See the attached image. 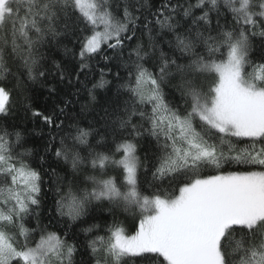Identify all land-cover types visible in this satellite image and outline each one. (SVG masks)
Instances as JSON below:
<instances>
[{
  "label": "snow or ice",
  "instance_id": "6c2138e0",
  "mask_svg": "<svg viewBox=\"0 0 264 264\" xmlns=\"http://www.w3.org/2000/svg\"><path fill=\"white\" fill-rule=\"evenodd\" d=\"M68 37L80 45L78 53L64 46L66 55L78 57L76 81L96 57L118 60L126 72L105 110L114 151L98 130L66 125L61 117H68L71 101L60 98L55 83L47 85L49 76L72 84L73 74L61 62L52 61L55 71L46 68L42 51ZM256 51L259 62L252 57ZM206 76L214 77L207 88ZM9 78L20 92L26 82L48 87L52 110L32 112L50 129L44 151L68 164L73 180L89 166L99 170L85 175L91 187L80 195L69 187L56 200L67 227L93 202L139 212L134 233L110 226L106 236L88 241L80 264H264V0H163L159 6L153 0H0L3 117L12 107ZM115 78L122 79L119 71ZM109 83L101 69L91 100ZM165 87L180 93L183 111L166 99ZM146 136L159 153L153 179L175 181L171 194L161 187L141 190L139 172L147 165L137 151ZM116 153H122L119 159ZM32 154L21 131L0 127V264H76L79 249L67 231L39 225L42 177L29 163ZM109 166L122 170L119 183L107 175ZM233 167L245 170H228ZM209 168L214 174H205ZM51 172L61 192L66 177ZM30 216L36 228L26 226Z\"/></svg>",
  "mask_w": 264,
  "mask_h": 264
},
{
  "label": "trees",
  "instance_id": "16d2710c",
  "mask_svg": "<svg viewBox=\"0 0 264 264\" xmlns=\"http://www.w3.org/2000/svg\"><path fill=\"white\" fill-rule=\"evenodd\" d=\"M163 0H153V4L159 6ZM183 2V0H181ZM194 2V0H193ZM214 15V14H213ZM221 23H224L222 20ZM83 27V25H81ZM87 33V30H86ZM85 33V34H86ZM134 46L135 41L131 42ZM259 48V41L254 42ZM72 49L74 52L78 53L80 45L71 37L62 38L60 44H53L49 47L42 49L46 54V68L49 71H55L52 65V61L61 62L63 65L67 66L69 72L72 75V84H68L67 80L64 84H60L58 80H54L51 76L47 78V85L55 83L60 91V98L66 97L71 101L67 105L66 111L69 114L67 118L61 117L65 120V124H75L81 128H93L98 130L100 134L106 135L108 137L107 149L114 151V144L112 142L111 130L105 125V110L110 109V105L116 98L117 89L124 83L126 79L125 70L119 66L118 60L104 61L100 57H96L90 61L91 68L85 69L83 73H80V80L76 81L74 73L79 70V60L73 58L72 54H65L64 46ZM164 50L167 52L168 48L165 46ZM106 54L111 56L113 52L111 49H106ZM253 60L259 62V52L256 51L252 54ZM179 63H184L183 59L178 61ZM147 66L153 71L157 72L158 68L153 65L151 61L147 63ZM101 69L104 70V79L110 81L105 88H97L94 90V95L96 97L95 101H92L89 96V90L92 89L93 84L98 82L101 78ZM15 71V67H13ZM119 71L122 79H116L115 73ZM204 87L207 88L208 84L214 79L213 76H206L201 78ZM15 80L9 78L5 82V87L11 92L10 104L11 111L7 117L0 116V127H7L11 132L13 130H19L23 133L26 141V146L32 150V156L29 158V163L33 168L40 172L42 177L41 182V192H40V206L37 209L39 213V225L41 227L46 226L48 231L58 232L61 235L65 231L68 233V240L75 242L79 249L75 260L76 264H80L81 253L84 252L87 243L90 239L94 238L96 235L106 236L107 229L110 226L121 225L125 228L128 234L134 233L136 230L139 212H126L123 209L109 210L110 206L106 201L103 202H93L88 206V213L81 220L72 223L71 227L68 228L67 217H61L56 212V200L60 198L61 195H66L71 187V191L77 195L81 194V189L90 188L91 184L85 179V175L97 174L99 175V170H93L90 166L84 173H82L76 180L72 179V172L70 166L64 163L62 160H58L52 151L45 152L44 148L49 140V126L44 123L40 117H34L32 115L33 111H40L44 114H49L53 108V100L49 96L48 87L40 82L28 83L26 82V87H24L23 92L18 91L14 85ZM166 99L171 102L173 106H179L181 111L184 110L183 100L179 92L171 87H165ZM126 94L121 90V97L123 98ZM30 105L31 109L26 107ZM63 107V105H61ZM199 125V122H197ZM52 134H56L53 132ZM62 134V133H61ZM99 136L93 135L91 142L95 144ZM118 140L119 137H116ZM247 141H242L241 146L246 144ZM155 142L151 137H144L138 141V151L142 164L147 165V171L141 167L139 172V181L141 190L146 194H150L155 187H161L167 189L169 193H173L177 188V183L175 181L165 180H154L152 173L158 165L159 153L154 147ZM58 142L53 145V147H58ZM259 146V145H257ZM104 150V149H101ZM147 154V157H146ZM122 153H116V158L119 159ZM43 157V160L40 158ZM55 168L56 172L62 176L66 177V182L62 185V191H56V184L54 183V177L51 169ZM228 170H245L239 168H230ZM205 174H214L213 169H205ZM107 175L114 176L119 183L122 180V170L117 167L109 166L107 168ZM175 194H178L176 192ZM25 224L28 228L37 227V219L35 216H30L25 220ZM97 224L99 229L93 233H86L83 229L87 228L89 225ZM14 231V229H9ZM34 239H39L37 236ZM85 258H87L85 256Z\"/></svg>",
  "mask_w": 264,
  "mask_h": 264
}]
</instances>
